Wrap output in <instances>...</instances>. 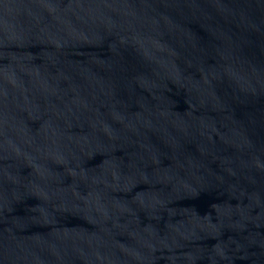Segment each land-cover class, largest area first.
<instances>
[{"label": "water", "instance_id": "95a60500", "mask_svg": "<svg viewBox=\"0 0 264 264\" xmlns=\"http://www.w3.org/2000/svg\"><path fill=\"white\" fill-rule=\"evenodd\" d=\"M0 264H264V0H0Z\"/></svg>", "mask_w": 264, "mask_h": 264}]
</instances>
